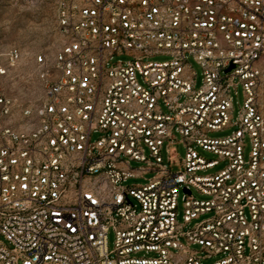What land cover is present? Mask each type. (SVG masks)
<instances>
[{
    "label": "built area",
    "instance_id": "obj_1",
    "mask_svg": "<svg viewBox=\"0 0 264 264\" xmlns=\"http://www.w3.org/2000/svg\"><path fill=\"white\" fill-rule=\"evenodd\" d=\"M23 2L51 7L61 45L34 56L37 99L0 90V264H264V0Z\"/></svg>",
    "mask_w": 264,
    "mask_h": 264
},
{
    "label": "rangeland",
    "instance_id": "obj_2",
    "mask_svg": "<svg viewBox=\"0 0 264 264\" xmlns=\"http://www.w3.org/2000/svg\"><path fill=\"white\" fill-rule=\"evenodd\" d=\"M61 45V36L55 28L54 12L49 5L34 9V6L28 8L23 0H0V68L6 62V55L9 50L16 47L20 50L21 56L16 61L15 66L5 75L0 74V90L11 97L17 98L19 102L34 101L41 93L42 89L36 79V64L34 56L39 52L53 54ZM123 58L115 56L111 62ZM150 60H165L168 59L164 55H155L149 58ZM190 67L195 71V87L198 88L202 83V74L200 66L188 57ZM237 81V80H236ZM231 103L232 117H237L238 110L243 102V92L240 83L231 88ZM235 126L209 132L210 137H222L229 134ZM98 137L97 133L91 135V140L94 141ZM244 158L247 159L250 150V141L246 136L244 139ZM170 162L167 161V153L165 147L162 149L163 160L167 163L172 171L180 169V157L184 155L185 148L181 142L179 133H174V141L169 146ZM199 152L206 159H218L216 154L198 148ZM148 153V152H147ZM225 160H219L213 167L207 169L205 173L213 174L222 169L226 165ZM132 165H136L132 162ZM149 177L150 174L145 175ZM142 178H129L126 184L143 183ZM192 194L198 199H206L207 196L200 194L195 189H192ZM183 191L180 189L177 198V220L183 223ZM199 219H193L185 226V229L190 228ZM0 239L10 247V243L1 235ZM108 246H113V233L108 232Z\"/></svg>",
    "mask_w": 264,
    "mask_h": 264
},
{
    "label": "water",
    "instance_id": "obj_3",
    "mask_svg": "<svg viewBox=\"0 0 264 264\" xmlns=\"http://www.w3.org/2000/svg\"><path fill=\"white\" fill-rule=\"evenodd\" d=\"M232 66H230L229 68H231Z\"/></svg>",
    "mask_w": 264,
    "mask_h": 264
}]
</instances>
